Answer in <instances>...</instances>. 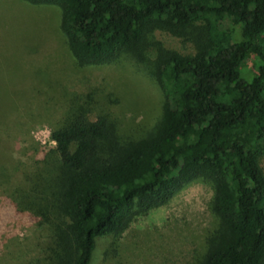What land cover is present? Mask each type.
Masks as SVG:
<instances>
[{
  "label": "trees",
  "instance_id": "1",
  "mask_svg": "<svg viewBox=\"0 0 264 264\" xmlns=\"http://www.w3.org/2000/svg\"><path fill=\"white\" fill-rule=\"evenodd\" d=\"M20 1L57 9L78 67L113 64L153 31L181 36L200 22L207 35L191 54L156 51L159 115L141 135L120 134L109 112L90 120L89 96L49 128L52 146L8 190L47 239L46 264H89L96 240L198 180L216 228L194 264H264V0Z\"/></svg>",
  "mask_w": 264,
  "mask_h": 264
},
{
  "label": "rangeland",
  "instance_id": "2",
  "mask_svg": "<svg viewBox=\"0 0 264 264\" xmlns=\"http://www.w3.org/2000/svg\"><path fill=\"white\" fill-rule=\"evenodd\" d=\"M200 24L181 36L153 31L113 64L78 67L66 50L56 8L0 0V264H46L47 239L15 210L8 190L52 146L49 128L68 104L89 96L90 120L109 112L120 134L141 135L159 115L161 97L150 73L156 51L193 53L207 41ZM251 67L248 59L243 79ZM259 165L264 175V157ZM211 196L207 182L188 184L166 205L134 216L120 235L96 240L89 264H194L216 228Z\"/></svg>",
  "mask_w": 264,
  "mask_h": 264
}]
</instances>
